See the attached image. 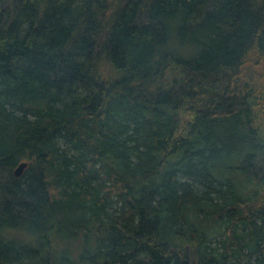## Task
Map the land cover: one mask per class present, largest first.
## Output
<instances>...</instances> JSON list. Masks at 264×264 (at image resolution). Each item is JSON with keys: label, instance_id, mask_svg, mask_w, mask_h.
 I'll return each mask as SVG.
<instances>
[{"label": "trees", "instance_id": "16d2710c", "mask_svg": "<svg viewBox=\"0 0 264 264\" xmlns=\"http://www.w3.org/2000/svg\"><path fill=\"white\" fill-rule=\"evenodd\" d=\"M0 264H264V0H0Z\"/></svg>", "mask_w": 264, "mask_h": 264}, {"label": "water", "instance_id": "95a60500", "mask_svg": "<svg viewBox=\"0 0 264 264\" xmlns=\"http://www.w3.org/2000/svg\"><path fill=\"white\" fill-rule=\"evenodd\" d=\"M27 166H28V162L20 163L19 166L16 168V171H15L16 176H18V177L21 176Z\"/></svg>", "mask_w": 264, "mask_h": 264}]
</instances>
